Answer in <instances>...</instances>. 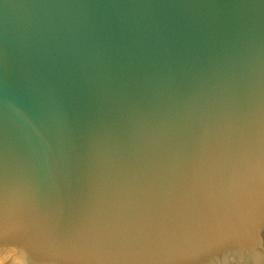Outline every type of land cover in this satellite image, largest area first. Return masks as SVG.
<instances>
[{"label":"water","instance_id":"obj_1","mask_svg":"<svg viewBox=\"0 0 264 264\" xmlns=\"http://www.w3.org/2000/svg\"><path fill=\"white\" fill-rule=\"evenodd\" d=\"M0 264H264V0H0Z\"/></svg>","mask_w":264,"mask_h":264}]
</instances>
